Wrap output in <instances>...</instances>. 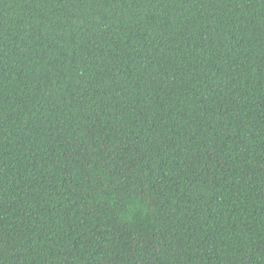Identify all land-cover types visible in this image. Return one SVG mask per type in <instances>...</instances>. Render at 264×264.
<instances>
[{
    "label": "trees",
    "instance_id": "1",
    "mask_svg": "<svg viewBox=\"0 0 264 264\" xmlns=\"http://www.w3.org/2000/svg\"><path fill=\"white\" fill-rule=\"evenodd\" d=\"M0 264H264V0H0Z\"/></svg>",
    "mask_w": 264,
    "mask_h": 264
}]
</instances>
